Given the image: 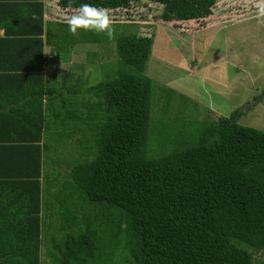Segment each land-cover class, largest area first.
<instances>
[{
  "label": "trees",
  "instance_id": "16d2710c",
  "mask_svg": "<svg viewBox=\"0 0 264 264\" xmlns=\"http://www.w3.org/2000/svg\"><path fill=\"white\" fill-rule=\"evenodd\" d=\"M43 1L0 0L21 36L9 44L21 65L0 73V264H43V244L52 264H115L119 249L132 264H256L253 251H264V131L239 124L244 110L236 109L201 120L188 140L176 132L179 122L161 123L163 147L152 151L154 39L114 23L111 39L75 37L67 24H45ZM173 1L205 13L217 4ZM102 42L115 43L118 61L96 85L45 77L44 45L57 61L68 43ZM0 45L2 59L9 47ZM73 139L79 156L68 177L44 174ZM43 193L56 214L50 235Z\"/></svg>",
  "mask_w": 264,
  "mask_h": 264
},
{
  "label": "rangeland",
  "instance_id": "374dc122",
  "mask_svg": "<svg viewBox=\"0 0 264 264\" xmlns=\"http://www.w3.org/2000/svg\"><path fill=\"white\" fill-rule=\"evenodd\" d=\"M61 3L68 4L56 0L58 20H68L80 4L89 3L107 9L113 23L124 25L121 30L126 33L154 39L147 71L154 81L152 119L157 128L152 151L163 147L159 140L161 123L170 127L179 122L176 132L188 140L196 137L194 126L201 120H217L236 109L244 110L239 124L264 131V17L258 14L261 0H217L207 13L192 1L75 0L71 8ZM70 48L72 52L66 56L61 53V61L53 63L57 67L51 75L56 76L58 85L86 88L112 75L118 61L114 42ZM168 135L167 131L164 137ZM77 145L75 139L65 143L58 153L60 161H47L44 174L53 171L61 182L66 179L69 162L79 156L73 150ZM173 147L168 146L164 152L169 153ZM45 219L49 220L43 217V225ZM105 242L108 254H115L110 240L106 238ZM253 254L256 264H264V251ZM129 255L127 249H119L114 263L132 264ZM41 260L52 264L44 244Z\"/></svg>",
  "mask_w": 264,
  "mask_h": 264
},
{
  "label": "crops",
  "instance_id": "0c3cea01",
  "mask_svg": "<svg viewBox=\"0 0 264 264\" xmlns=\"http://www.w3.org/2000/svg\"><path fill=\"white\" fill-rule=\"evenodd\" d=\"M43 3H44V21H45V24L47 22H54V23H58V24H67L66 23L67 20L66 21L58 20L55 17V15H57L56 10L60 8L56 4V0H44ZM5 12L6 11H2V9L0 8V43L4 42V44L7 47H9V44L12 43V41H14L17 37L19 38L21 36H16L17 32L20 29L18 27H16L14 25V22L11 20V18L14 16L15 13H13V15L11 17H9V16L3 15V13H5ZM7 19H9V20H7ZM5 23H6V25L3 26L2 24H5ZM12 25H13V27H12ZM12 28H14V29H12ZM64 31H65V33L69 32V30L66 31V28H64ZM43 39H45V36H43ZM75 45H77V44H72V43L66 44L67 47L65 48L64 51H62V53L64 52V56H66V53L72 52V48H70V47L71 46L73 47ZM53 50H54V48L52 46L44 45L45 64H44L43 73L45 74V77L57 80L55 75H51L52 71L55 69V67H57L56 65L54 66L53 63H55V64L59 63L62 58H60L57 61H53L52 60ZM10 51H11V49L9 47V50L5 52V57L2 56V59L0 58V60H1L0 73H2L4 71V69H3L4 67H16L18 65H21V63H17L16 59H10V57H11ZM2 52L4 53V51L0 50V54H2ZM22 65L26 66V65H29V63H25ZM77 80H80L79 77L77 78ZM45 195H47V194L45 193ZM47 200H48V198L46 196H45V198L43 197V199H42L41 217H42V220H43V217H45V216L49 218L48 221L45 219V225H46V227H48L47 234L50 235L52 233V231H51L52 228H50V227L52 226V223L54 222V219L56 218L55 217L56 214L53 213L51 210H49L48 206L46 205ZM52 202H53V204H56L54 200H52ZM53 206H55V205H53ZM57 215H59V214H57ZM44 229H45V227H44ZM42 249H43V246H42ZM42 249H41V256H42ZM45 253H47L48 255L50 254L48 247H45Z\"/></svg>",
  "mask_w": 264,
  "mask_h": 264
},
{
  "label": "clouds",
  "instance_id": "9594fccd",
  "mask_svg": "<svg viewBox=\"0 0 264 264\" xmlns=\"http://www.w3.org/2000/svg\"><path fill=\"white\" fill-rule=\"evenodd\" d=\"M68 7H72V0H68ZM258 8L259 16L264 17V0H261ZM66 23L69 32L75 37H78L81 31H90L98 35L102 34L108 39H111L114 35L110 12L107 9L97 8L89 3L80 4Z\"/></svg>",
  "mask_w": 264,
  "mask_h": 264
},
{
  "label": "water",
  "instance_id": "95a60500",
  "mask_svg": "<svg viewBox=\"0 0 264 264\" xmlns=\"http://www.w3.org/2000/svg\"><path fill=\"white\" fill-rule=\"evenodd\" d=\"M259 100H257L256 102H258ZM251 106V105H250ZM249 107V106H248ZM248 107H247V109H248Z\"/></svg>",
  "mask_w": 264,
  "mask_h": 264
}]
</instances>
